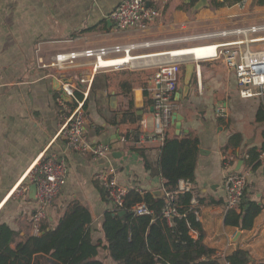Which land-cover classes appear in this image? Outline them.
<instances>
[{
	"label": "crops",
	"instance_id": "1",
	"mask_svg": "<svg viewBox=\"0 0 264 264\" xmlns=\"http://www.w3.org/2000/svg\"><path fill=\"white\" fill-rule=\"evenodd\" d=\"M123 1L0 0V225L17 231L20 238L34 234L31 219L39 204L30 195L31 176L41 161L52 153L65 161L69 174L43 224L48 222L52 228L56 227L69 204L79 201L92 213L94 243L104 240V216L113 210L109 197H103L104 188L96 179L98 173L109 171L121 184L142 193L155 194L165 188L158 174L162 145L155 142L139 147L137 136L146 133L142 121L148 122V132L154 127L152 95L144 96L146 87L150 91V79L156 72L151 64L166 61L169 55L138 59L137 62L147 64L146 68L132 66L131 69L96 74L95 82L97 77L99 80L94 83L86 103L88 136L94 142L110 144L113 148L111 156L96 159L91 154L71 152L59 135L65 113L58 104L62 91V80H58L61 74L51 67L56 55L142 44L146 34L174 30V25L190 19L188 6L195 0H170L162 17L147 31L116 33L110 15ZM212 1L209 0L208 7L201 8L203 11L196 16L199 20L218 23L220 29L264 22V6L257 4L259 0H246L219 9L213 7ZM198 5L199 0L191 9ZM159 45L172 48L171 43ZM144 48L143 56L167 52L165 49L152 50L157 47ZM78 63L81 65L73 70L76 78L92 72L90 61L79 59ZM220 63L224 65L227 79L218 77L222 76L217 71ZM190 64L195 66L194 77L192 72L184 77ZM197 66L193 62L182 65V76L174 96V115L181 120V132L178 136V123H173L169 137L192 134L199 139L196 180L192 186L198 202L199 221L205 231V244L217 255L225 254L226 257L237 249L247 250L251 264H264V165L259 164L258 158L255 162L250 161L252 150L258 154L264 151V121L257 120L264 99H243L235 73L223 62L200 63V78ZM217 77L216 83L211 82ZM217 83L221 84V89L214 92L225 93L213 97L211 93ZM130 89L131 94H126ZM221 99L228 106L226 121L216 115L217 102ZM134 111L141 117L136 124L130 122ZM123 118L126 121L122 124ZM128 133L133 134L129 141ZM236 134L242 137L240 146L225 150L230 138ZM133 147L147 150L151 169H146L145 161ZM227 154L234 158L229 170L223 164ZM232 171L249 173L245 197L263 207L250 231L225 226V179ZM192 237L197 239L198 233L192 232ZM98 252V259L104 264H118L103 247Z\"/></svg>",
	"mask_w": 264,
	"mask_h": 264
},
{
	"label": "built area",
	"instance_id": "2",
	"mask_svg": "<svg viewBox=\"0 0 264 264\" xmlns=\"http://www.w3.org/2000/svg\"><path fill=\"white\" fill-rule=\"evenodd\" d=\"M170 0H125L110 15L116 33L129 31H147L151 25L162 17ZM220 39V40H219ZM194 44L185 47L192 53L184 56H170L166 61L152 63L156 72L150 79V93L153 101L154 127L148 132V122H141L146 131L138 135L137 145L159 143L162 146L169 138V131L173 127L175 112L174 96L178 89L182 65L187 62L197 64V76L201 77L199 64L202 62L220 61L233 71L237 78L240 96L243 99H264V22L254 25L226 28L200 36H187L156 44ZM149 44H126L111 47H100L61 53L53 58L51 67L56 68L61 74V94L58 104L63 110L64 124L59 131L67 149L78 154H91L96 159H105L111 156L113 148L110 144L97 143L88 136V120L86 116V103L89 100L95 76L101 70H119L129 65L130 58L141 59L144 56H133V53ZM171 52V51H170ZM168 53V52H166ZM79 59H86L92 65V72L75 77L73 70L79 67ZM133 66V65H132ZM142 64L141 68H146ZM217 118L228 120V106L219 104L216 111ZM233 155H225L223 164L226 170L231 168ZM259 164L264 165V151L258 154ZM69 169L64 160L58 155L51 154L45 157L34 170L31 181L37 186L36 199L38 210L32 216L33 233H41L43 222L48 219V210L56 200L61 190L67 183ZM248 172H230L225 179L226 184V212L240 211L241 204L246 195ZM96 179L101 183L113 204V211H121L130 193V188L121 184L114 174L102 171ZM27 189H25L26 191ZM168 200L164 215L169 222L175 217H180L173 203L186 193H193L190 182L181 181L175 190L163 189ZM191 204L197 209L198 202L193 196ZM136 215H151V210L145 204L133 207ZM199 220V211H195ZM235 237H232L234 239ZM216 258L224 261L225 254H216ZM251 264V263H250Z\"/></svg>",
	"mask_w": 264,
	"mask_h": 264
},
{
	"label": "trees",
	"instance_id": "3",
	"mask_svg": "<svg viewBox=\"0 0 264 264\" xmlns=\"http://www.w3.org/2000/svg\"><path fill=\"white\" fill-rule=\"evenodd\" d=\"M245 1L213 0L212 5L219 9ZM197 2L193 1L188 8ZM257 4L264 6V0H259ZM98 80L97 77L96 82ZM125 93L130 95L131 89ZM150 95L146 87L144 96L147 98ZM131 115L132 124L140 121L141 117L135 111ZM257 120L264 121V107L258 111ZM125 121L123 118L122 124ZM132 135L127 134V141L131 140ZM241 142L239 134L233 135L224 149L238 147ZM199 145V139L192 134L166 139L158 163V174L165 189L175 190L181 181L195 182ZM133 150L143 158L146 169H151L147 150L136 147ZM257 158V151L252 150L250 161L255 162ZM102 194L104 198L108 197L106 191L103 190ZM192 198V193H186L173 203L180 217L169 222L164 215L168 204L165 195L131 189L121 211L112 210L105 214L102 225L104 240L99 243L93 241L92 213L79 201L69 204L56 227L52 228L47 222L42 225L38 235L20 238L17 231L7 225H0V264H104L98 259L100 247L118 264H226L215 257L214 249L205 244V231L195 214L198 208L191 204ZM138 204H145L152 214L136 215L133 207ZM122 211L125 212L123 215L120 214ZM262 211V205L246 196L240 211L227 212L225 226L243 232L250 231ZM192 232L198 233L197 239L192 237ZM226 261L229 264H250L251 256L247 250L237 249L226 257Z\"/></svg>",
	"mask_w": 264,
	"mask_h": 264
},
{
	"label": "rangeland",
	"instance_id": "4",
	"mask_svg": "<svg viewBox=\"0 0 264 264\" xmlns=\"http://www.w3.org/2000/svg\"><path fill=\"white\" fill-rule=\"evenodd\" d=\"M188 11H189V18L190 19H186L184 21H181V24L178 26L174 25L173 26L174 30L170 29L168 31L156 32V33L154 32L153 34H146L143 38L144 39L143 44H149V47H152V48L157 47L156 49H152V50L165 49L167 52H170V51H174V50L183 49L185 47H191L194 44L191 43V44H186L183 46H181L182 44H172L171 45L172 48L171 47L169 48V47H165L162 45L158 46V44H156V43H159L162 41L173 40V39H177V38H182V37H187V36H200V35H205V34H209L211 32L222 30V29H220L222 27L217 25L218 23L210 22L208 20H206V21L199 20L198 17H196L199 14V12L203 11L200 7L196 6L193 9L189 8ZM200 15H202V14H200ZM145 38L147 40H145ZM144 49H146V48H143L140 51L137 50L140 53H133V56H138V55L144 54V51H143ZM154 52H157V51H154ZM220 64L221 65L219 67V70H217V71H218V75L221 74L222 76H218V77L226 78L227 73L222 68L224 65L222 63H220ZM132 65L135 67H141L142 66L141 63H138V65H134V64H132ZM132 65H129L128 67H125L123 69H131ZM119 70H122V69H119ZM119 70H116V71H119ZM107 71L108 70H101V72H107ZM109 71H115V70H109ZM190 72H191L190 69H187V70L185 69V71L183 73L184 77L188 76ZM194 72L192 71L193 77L195 74ZM218 77L213 78V80L211 82L216 83V81H218ZM220 85L221 84H219V83L214 84V86H213L214 90L211 93L213 95V97L224 95V93H225L224 91L222 92L219 90V93L214 92L215 90L221 89ZM223 101H225V100L221 99L220 101L217 102V105L221 104Z\"/></svg>",
	"mask_w": 264,
	"mask_h": 264
},
{
	"label": "water",
	"instance_id": "5",
	"mask_svg": "<svg viewBox=\"0 0 264 264\" xmlns=\"http://www.w3.org/2000/svg\"><path fill=\"white\" fill-rule=\"evenodd\" d=\"M187 2H192V0H188ZM208 6H209V0H199L198 7L205 8V7H208ZM194 68H195L194 64H190L189 65V69L191 70V72L194 71ZM186 90H188V88H186ZM173 121H174L175 124H176V122L178 123L177 124V129H178L177 134L179 136L180 135V132H181V123H180L181 120H180V118L177 115H174L173 116ZM36 194H37V186L35 184H33L30 187V195H31V198L34 199V200H37L36 199ZM155 195H161V196H163L164 193L161 192V191H157V192H155ZM124 213L125 212L122 211L120 214L123 215ZM239 236H240V233L238 234V237Z\"/></svg>",
	"mask_w": 264,
	"mask_h": 264
},
{
	"label": "bare ground",
	"instance_id": "6",
	"mask_svg": "<svg viewBox=\"0 0 264 264\" xmlns=\"http://www.w3.org/2000/svg\"><path fill=\"white\" fill-rule=\"evenodd\" d=\"M190 53H192V52L189 51L188 49L181 50V51L180 50H174V51H171V52H168V53H164V54H158V55H154V56H144V58H147V57H156V56L159 57V56H162V55H170V56L179 57V56L189 55ZM132 61H133V64L134 65H138V63H139V62H137L138 61V58H130L129 62L131 63Z\"/></svg>",
	"mask_w": 264,
	"mask_h": 264
}]
</instances>
